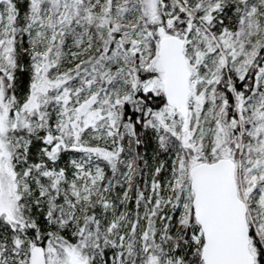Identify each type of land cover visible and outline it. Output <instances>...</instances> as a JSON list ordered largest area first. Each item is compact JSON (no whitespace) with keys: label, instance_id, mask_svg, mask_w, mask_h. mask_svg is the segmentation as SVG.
Listing matches in <instances>:
<instances>
[{"label":"snow or ice","instance_id":"snow-or-ice-1","mask_svg":"<svg viewBox=\"0 0 264 264\" xmlns=\"http://www.w3.org/2000/svg\"><path fill=\"white\" fill-rule=\"evenodd\" d=\"M0 264H264V0H0Z\"/></svg>","mask_w":264,"mask_h":264}]
</instances>
